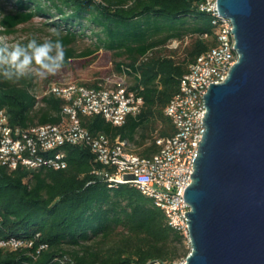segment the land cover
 Segmentation results:
<instances>
[{
  "label": "trees",
  "instance_id": "1",
  "mask_svg": "<svg viewBox=\"0 0 264 264\" xmlns=\"http://www.w3.org/2000/svg\"><path fill=\"white\" fill-rule=\"evenodd\" d=\"M202 2L14 0L1 24L14 33L36 17L51 20L46 25L60 32L64 67L72 59L94 60L101 50L112 53L114 74L133 79L129 87L143 97L144 106L123 126H114L101 115H82V124L91 133L115 139L133 138L140 131V138L146 139L154 130L155 135L168 137L175 128L165 109L179 93L188 65L217 45L214 18L199 9ZM86 30L93 47L77 51L74 45ZM171 40L184 48L182 58L176 57L181 47L167 48ZM33 80V75L14 81L0 76V112L13 128L61 122L64 101L48 94L35 108ZM58 150L66 154L64 169L20 165L11 170L0 164V239L24 243L18 249L0 248V264H173L188 256L187 240L168 225L152 199L130 184L111 186L88 147Z\"/></svg>",
  "mask_w": 264,
  "mask_h": 264
},
{
  "label": "built area",
  "instance_id": "2",
  "mask_svg": "<svg viewBox=\"0 0 264 264\" xmlns=\"http://www.w3.org/2000/svg\"><path fill=\"white\" fill-rule=\"evenodd\" d=\"M199 9L210 14L217 27V45L188 65L180 81L179 93L165 109L175 134L153 137L158 150L142 157L129 150L128 140L109 138L104 133H91L81 121L82 115H101L114 126H123L129 116H137L144 99L131 90L124 76L114 75L99 88L77 83H53L42 96L35 94V108L41 99L54 94L64 101L59 124L11 127L7 115L0 112V164L11 170L20 165L28 168L67 166L64 146L88 147L103 166L100 172L113 185L130 184L153 200L170 227L180 232L190 245V225L186 213L191 211L185 201L186 189L192 184L194 160L202 141L203 117L207 109L204 94L210 84L224 82L239 60L232 21L219 13L218 0H203ZM42 103V104H41ZM53 153L51 157L44 154ZM43 154V155H42ZM24 243L17 239H0V248L18 249ZM173 264H186V258Z\"/></svg>",
  "mask_w": 264,
  "mask_h": 264
},
{
  "label": "water",
  "instance_id": "3",
  "mask_svg": "<svg viewBox=\"0 0 264 264\" xmlns=\"http://www.w3.org/2000/svg\"><path fill=\"white\" fill-rule=\"evenodd\" d=\"M239 60L210 84L184 198L191 207L186 264H264V0H218Z\"/></svg>",
  "mask_w": 264,
  "mask_h": 264
},
{
  "label": "rangeland",
  "instance_id": "4",
  "mask_svg": "<svg viewBox=\"0 0 264 264\" xmlns=\"http://www.w3.org/2000/svg\"><path fill=\"white\" fill-rule=\"evenodd\" d=\"M14 4V0H0V45L7 44L9 46L15 43H26L28 39L36 37L39 42H43L47 38L52 39L51 30L54 27L46 25L51 20H46L44 17H36L33 21L18 26L16 32L7 33L6 29L2 26L1 21L3 17L11 11V5ZM57 19V18H56ZM55 20V19H54ZM94 40L91 39L90 31H85V36L80 38L75 43L77 51H83L87 48L93 47ZM168 49H176L181 47L179 41L171 40L167 44ZM184 48H180L176 57L182 58L184 56ZM167 53L168 52H164ZM112 53L109 51L101 50L97 54L94 60L83 59H72L67 67L62 68L55 75H48L41 78L35 74L33 80V92L38 96H42L47 90V87L51 83H93L100 81H107L108 79L114 78V61ZM117 61H123L124 59H116ZM42 104V103H41ZM42 106V105H40ZM39 106V107H40ZM151 133V134H150ZM148 138L155 135V131H151Z\"/></svg>",
  "mask_w": 264,
  "mask_h": 264
},
{
  "label": "clouds",
  "instance_id": "5",
  "mask_svg": "<svg viewBox=\"0 0 264 264\" xmlns=\"http://www.w3.org/2000/svg\"><path fill=\"white\" fill-rule=\"evenodd\" d=\"M55 39L39 42L36 37L26 43L0 45V76L6 81L19 80L35 74L41 78L55 75L66 64V53L60 32L51 30Z\"/></svg>",
  "mask_w": 264,
  "mask_h": 264
},
{
  "label": "crops",
  "instance_id": "6",
  "mask_svg": "<svg viewBox=\"0 0 264 264\" xmlns=\"http://www.w3.org/2000/svg\"><path fill=\"white\" fill-rule=\"evenodd\" d=\"M99 52L100 51L96 52L95 55L99 54ZM86 59H91V58H86ZM124 77L126 79V76L125 75H124ZM126 82H127V84L129 86H131L134 81H133V79L131 77H127ZM94 83H97L98 86H102L103 85L102 81H100V82H93L91 84H94ZM51 84H53V83H51ZM51 84H49L48 86H50ZM77 84L82 85V86L84 85V83H82V82L81 83H77ZM140 134H141V132L139 131L138 134H136L133 138H121V136H119V137L121 139H125V140H128L129 141V143H130L129 150L130 151H132L134 153H137V154H139L142 157H150L153 154H155L157 152V150H158L157 146L154 144V141H153V137L155 135H152L151 138L146 137V139H141L140 138ZM152 145H155L154 146L155 147V151H154V149L151 148ZM146 154H148V155H146Z\"/></svg>",
  "mask_w": 264,
  "mask_h": 264
}]
</instances>
